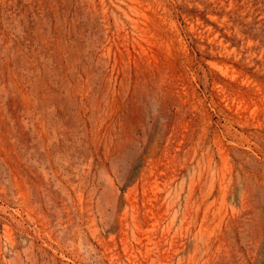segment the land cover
<instances>
[{
	"label": "rangeland",
	"instance_id": "1",
	"mask_svg": "<svg viewBox=\"0 0 264 264\" xmlns=\"http://www.w3.org/2000/svg\"><path fill=\"white\" fill-rule=\"evenodd\" d=\"M138 263L264 264V0H0V264Z\"/></svg>",
	"mask_w": 264,
	"mask_h": 264
},
{
	"label": "bare ground",
	"instance_id": "2",
	"mask_svg": "<svg viewBox=\"0 0 264 264\" xmlns=\"http://www.w3.org/2000/svg\"><path fill=\"white\" fill-rule=\"evenodd\" d=\"M165 191V190H164ZM154 197H155V194H154ZM163 197V196H162ZM158 203V202H157ZM116 205V204H115ZM129 209V208H128ZM117 210V209H116ZM130 212V211H129ZM155 212V211H154ZM164 212V211H163ZM130 214V213H129ZM182 219V218H181ZM116 220V219H115ZM129 221H130V219H129ZM118 223V222H117ZM181 226V225H180ZM129 228V227H128ZM165 228H166V226H165ZM174 228V227H173ZM134 229V228H133ZM161 229V228H160ZM171 229V228H170ZM161 230H163V228L161 229ZM167 230V229H166ZM174 230V229H173ZM172 231V230H171ZM178 231V230H177ZM184 231V230H183ZM173 234V233H172ZM123 235V234H122ZM161 235V234H160ZM123 237V236H122ZM183 239V238H182ZM169 241V240H168ZM173 241V240H172ZM160 243V242H159ZM132 244V243H131ZM174 246V245H173ZM180 246V245H179ZM173 248V247H172ZM167 249V248H166ZM169 252V251H168ZM144 253V252H143ZM140 254V253H139ZM160 255V254H159ZM124 256V255H123ZM144 256V255H143ZM158 258V257H157ZM162 258V257H161ZM137 260V259H136ZM156 260V259H155ZM139 264V263H138Z\"/></svg>",
	"mask_w": 264,
	"mask_h": 264
}]
</instances>
